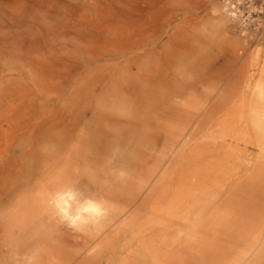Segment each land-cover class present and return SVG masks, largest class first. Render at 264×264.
Wrapping results in <instances>:
<instances>
[{
    "label": "rangeland",
    "instance_id": "374dc122",
    "mask_svg": "<svg viewBox=\"0 0 264 264\" xmlns=\"http://www.w3.org/2000/svg\"><path fill=\"white\" fill-rule=\"evenodd\" d=\"M256 63L264 64V0H0V264H33L31 244L18 257L4 240L8 212L54 157L61 179L105 200L111 217L131 203L136 210L89 256L90 237L53 214L43 242L61 264H213L214 254L225 263L246 254L249 227L264 240V164L252 151L224 170L253 176L209 194L247 203L232 236L177 222L135 233L148 199L172 194L199 158L225 163L214 124L258 78Z\"/></svg>",
    "mask_w": 264,
    "mask_h": 264
},
{
    "label": "bare ground",
    "instance_id": "6f19581e",
    "mask_svg": "<svg viewBox=\"0 0 264 264\" xmlns=\"http://www.w3.org/2000/svg\"><path fill=\"white\" fill-rule=\"evenodd\" d=\"M254 67H256L255 70H258V78L248 83L243 96L228 109L218 123L214 124L213 136L216 135L215 140H221L226 145L223 149L225 163L214 165L212 163L213 158L201 157L193 164L194 169L190 173L185 171L178 176L172 194L165 193L159 198L148 199L150 201L147 200L149 202V215L144 224L138 226L135 231L137 236L152 235L155 229L149 226L150 224L166 229L175 222L208 230L212 233L223 228L230 236L236 231L239 222V208L247 203L235 197L234 194H230L224 201H216L215 203L214 197L209 196V194L216 189H225L224 187L234 180L244 181L253 176L242 175L239 170L230 174L224 170L226 163L234 160L249 161L253 157L249 158L247 152L252 151L258 154L255 156L256 161L264 164V64L256 63ZM196 121V119L192 121V127L196 125ZM188 135L189 131L185 137L187 138ZM175 152L176 150L172 154ZM58 164V159L55 157L53 163H45L42 166L40 179L34 187L23 193L8 212L9 227L7 233L4 234V240L14 248V256L18 257H24L28 253L26 252L27 246L31 244L28 249L32 256L30 262L33 264H40V256L43 253L49 255L47 264L63 263V260L60 261V258L58 259L52 250L44 244L53 236L51 233L54 227L51 222L53 214L59 215L54 206V200L58 194L74 193L76 195L74 210L88 199L104 203L107 212L103 218L97 222L75 228L90 237L88 246L84 251V255L87 256L92 255L101 246L108 245L112 231L126 226L136 214L131 203L130 207L118 209L116 215L111 217L112 210L105 200L92 196L82 197L75 186L68 184V179H61ZM167 165L168 162L163 165V174L168 169ZM131 191L134 192V190ZM141 191L142 194L145 190ZM153 191L154 189L149 192V196L152 195ZM132 192L130 195L136 191ZM134 204L136 203L134 202ZM51 210L53 213L50 212ZM192 214L196 215L194 225L191 223ZM24 221H28V223H24ZM247 236L243 238L246 254L234 256L225 263L220 262L219 255L214 254L213 264H264V240L261 239V228L259 230L256 227H249ZM44 240L46 241L43 242ZM162 244L167 243L162 242ZM142 249L149 252L155 251L166 261L175 260L171 253H160L157 250H152L147 242L142 243ZM197 253L205 255V249L198 248ZM72 262L66 261L64 264H74ZM124 264L133 263L125 260Z\"/></svg>",
    "mask_w": 264,
    "mask_h": 264
},
{
    "label": "clouds",
    "instance_id": "9594fccd",
    "mask_svg": "<svg viewBox=\"0 0 264 264\" xmlns=\"http://www.w3.org/2000/svg\"><path fill=\"white\" fill-rule=\"evenodd\" d=\"M75 203L76 195L72 192L58 194L54 200L55 208L69 227L79 228L97 222L106 215L107 210L101 201L88 199L74 210Z\"/></svg>",
    "mask_w": 264,
    "mask_h": 264
}]
</instances>
